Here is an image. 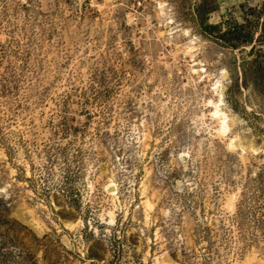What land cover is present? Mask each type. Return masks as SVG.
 I'll list each match as a JSON object with an SVG mask.
<instances>
[{
	"label": "rangeland",
	"instance_id": "rangeland-1",
	"mask_svg": "<svg viewBox=\"0 0 264 264\" xmlns=\"http://www.w3.org/2000/svg\"><path fill=\"white\" fill-rule=\"evenodd\" d=\"M0 264H264V0H0Z\"/></svg>",
	"mask_w": 264,
	"mask_h": 264
},
{
	"label": "bare ground",
	"instance_id": "bare-ground-1",
	"mask_svg": "<svg viewBox=\"0 0 264 264\" xmlns=\"http://www.w3.org/2000/svg\"><path fill=\"white\" fill-rule=\"evenodd\" d=\"M164 4V3H163ZM162 2H159V9L161 11H163V5ZM192 48H190L191 50ZM197 71V70H196ZM209 103V102H208ZM211 104V103H210ZM213 105V104H212ZM219 107L215 106L214 107V111L211 112V118L212 119H215L218 123V128L216 129V136L221 138V137H224L226 136V132H227V124H226V120H225V113L224 111L223 112H220V109H218ZM227 117V116H226ZM227 119V118H226ZM229 147L230 148H233L234 147V143L232 141H230L229 143ZM29 174V171L27 170V175ZM145 189V188H144ZM233 196L230 198L232 200ZM146 205L149 207V208H152V205L147 201L146 202ZM231 205V204H230ZM103 218V217H102ZM104 220V223L107 224V225H114L115 224V213L113 210L109 211L108 213V219Z\"/></svg>",
	"mask_w": 264,
	"mask_h": 264
},
{
	"label": "trees",
	"instance_id": "trees-1",
	"mask_svg": "<svg viewBox=\"0 0 264 264\" xmlns=\"http://www.w3.org/2000/svg\"><path fill=\"white\" fill-rule=\"evenodd\" d=\"M238 28H239V26L237 25V24H235V25H233V26H230V27H228L226 30H224L223 32H222V34H221V36L222 37H225V35L227 34V33H236L237 31H238ZM239 36V35H238ZM237 36V37H238ZM246 40V37L245 38H243V40Z\"/></svg>",
	"mask_w": 264,
	"mask_h": 264
}]
</instances>
